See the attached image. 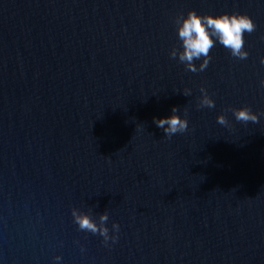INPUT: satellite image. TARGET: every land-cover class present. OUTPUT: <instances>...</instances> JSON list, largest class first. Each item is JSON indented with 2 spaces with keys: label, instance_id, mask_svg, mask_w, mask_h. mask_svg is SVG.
<instances>
[{
  "label": "water",
  "instance_id": "water-1",
  "mask_svg": "<svg viewBox=\"0 0 264 264\" xmlns=\"http://www.w3.org/2000/svg\"><path fill=\"white\" fill-rule=\"evenodd\" d=\"M189 10L249 15L247 58H172ZM261 57L264 0H0V264H264Z\"/></svg>",
  "mask_w": 264,
  "mask_h": 264
},
{
  "label": "clouds",
  "instance_id": "clouds-1",
  "mask_svg": "<svg viewBox=\"0 0 264 264\" xmlns=\"http://www.w3.org/2000/svg\"><path fill=\"white\" fill-rule=\"evenodd\" d=\"M176 32L181 46L178 52L170 53L172 58H177L183 63L187 70L202 71L204 70L211 57L210 50L216 43H219L230 52L232 57L245 59L248 52L244 49V35L255 30V24L252 18L247 14L233 12L222 13L219 15L205 14L200 15L194 10H189L186 15H179L174 21ZM194 61H200L197 68ZM260 62L264 64V57L260 58ZM264 85V80L261 81ZM201 91H206L201 87ZM185 94H189L185 92ZM214 101L207 97L201 106L209 108L214 107ZM237 121L241 122H257L258 116L249 107H240L231 109ZM177 109L173 107L172 115L154 118V123L158 128L163 129L164 135L171 137L177 133H183L188 128V120L177 115ZM217 122L221 125L227 123L223 115L217 116ZM74 223L82 231L99 234L103 238V243L108 244L109 240L115 243L118 239L119 225H113V234L109 235L107 227L101 228L86 214H79L75 210L72 212ZM101 222L107 220L106 215H101ZM56 261H60L61 257H55Z\"/></svg>",
  "mask_w": 264,
  "mask_h": 264
}]
</instances>
